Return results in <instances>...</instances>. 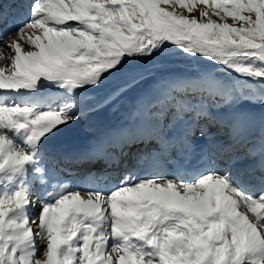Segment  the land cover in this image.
I'll use <instances>...</instances> for the list:
<instances>
[{
	"label": "snow or ice",
	"instance_id": "1",
	"mask_svg": "<svg viewBox=\"0 0 264 264\" xmlns=\"http://www.w3.org/2000/svg\"><path fill=\"white\" fill-rule=\"evenodd\" d=\"M0 60V264H264V0H0Z\"/></svg>",
	"mask_w": 264,
	"mask_h": 264
},
{
	"label": "rangeland",
	"instance_id": "2",
	"mask_svg": "<svg viewBox=\"0 0 264 264\" xmlns=\"http://www.w3.org/2000/svg\"><path fill=\"white\" fill-rule=\"evenodd\" d=\"M4 55H7V56H11V55H14V53H11V52H8L7 49H6V46H5V52L3 53ZM5 63L4 60H0V66H3V64ZM58 92V91H57ZM105 120L106 121H109L108 123H112V124H115L118 122L119 120V117L118 116H113L111 113L107 114V116L105 117ZM90 134V130H88L87 128L83 129L82 130V136L83 137H88ZM19 142V141H18ZM99 166V165H98Z\"/></svg>",
	"mask_w": 264,
	"mask_h": 264
},
{
	"label": "bare ground",
	"instance_id": "3",
	"mask_svg": "<svg viewBox=\"0 0 264 264\" xmlns=\"http://www.w3.org/2000/svg\"><path fill=\"white\" fill-rule=\"evenodd\" d=\"M2 92H3V90H0V94H2ZM48 92H49V94H54V95H58V94H60L59 92H57V91H53V90H48ZM107 122H109V121H107ZM110 124H112V123H110ZM69 186L71 187L72 185H71V182H69Z\"/></svg>",
	"mask_w": 264,
	"mask_h": 264
}]
</instances>
